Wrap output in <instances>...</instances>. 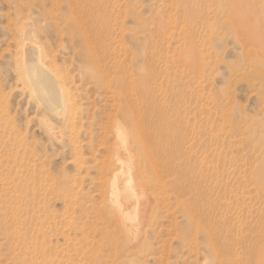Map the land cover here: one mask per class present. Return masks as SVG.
Listing matches in <instances>:
<instances>
[{"label": "rangeland", "instance_id": "rangeland-1", "mask_svg": "<svg viewBox=\"0 0 264 264\" xmlns=\"http://www.w3.org/2000/svg\"><path fill=\"white\" fill-rule=\"evenodd\" d=\"M21 40L63 77L60 113ZM118 123L150 198L132 239ZM263 224L264 0H0V264H253Z\"/></svg>", "mask_w": 264, "mask_h": 264}, {"label": "bare ground", "instance_id": "bare-ground-1", "mask_svg": "<svg viewBox=\"0 0 264 264\" xmlns=\"http://www.w3.org/2000/svg\"><path fill=\"white\" fill-rule=\"evenodd\" d=\"M24 41L25 40H21L19 45L23 52L26 51L28 54V60L26 63L30 73V81L33 83L32 89L50 110L58 111L60 113L62 109L70 106L71 101L69 95L70 92L68 88L65 87L64 80H62L63 77L60 76L56 68L54 69L51 64H48L43 59L40 45L37 42H34L33 40H29L30 42ZM130 122L137 123L138 120H134V122L132 120L128 123ZM121 126L119 129L117 128V133L120 140L124 143H118V148L111 158L114 174L113 181L109 187V204L112 208L114 219L132 239L136 230L139 229L140 226L139 214L142 209H145L141 204H144V206L150 205V198L146 192L147 182L139 175L131 146H129L132 137L135 136L136 133L130 135L126 134L125 126L123 125V129ZM144 126V123L142 126H139L138 132L142 145L147 149L148 142L152 140V138L150 133L145 132L146 127ZM198 199L199 203H206L201 190ZM208 208L203 209L204 213L207 214V211H209ZM205 220L206 224L210 226V229L214 231L216 229L215 226H213L214 223L210 221L208 216L205 217ZM261 232V238L258 240L255 247L248 249L249 253H247V259L253 264L259 261L264 264V224ZM214 236L216 237V235ZM214 248L223 256H229L232 254V251L228 246H223L218 241L214 242ZM224 252H226V254H224ZM233 261L232 264H240L238 259H233Z\"/></svg>", "mask_w": 264, "mask_h": 264}]
</instances>
